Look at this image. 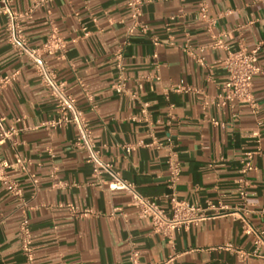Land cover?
<instances>
[{
	"label": "crops",
	"instance_id": "0c3cea01",
	"mask_svg": "<svg viewBox=\"0 0 264 264\" xmlns=\"http://www.w3.org/2000/svg\"><path fill=\"white\" fill-rule=\"evenodd\" d=\"M35 2L12 5L27 10ZM141 19L149 30L128 36L127 0H43L24 32L34 46L53 30L66 40L63 53L45 55L85 111L103 158L121 176L164 208L175 193L212 216L181 228L170 242L138 215L126 191L110 190L111 174L95 175L86 150L75 144V125H50L56 99L33 62L7 41L0 12V75L17 71L0 89L2 124L16 129L0 141V158L13 163L7 172L23 188L19 197L0 181V264H29L19 236L24 213L34 264H134L133 248L138 264L170 255L168 264H264V248L253 253L254 236L242 220L222 214L224 204L238 208L264 229V0H144ZM217 38L222 44H213ZM241 45L258 47L262 70L253 79L254 101L220 104L228 79L224 60ZM119 47L129 92L113 88ZM143 102L149 120L135 117ZM168 138L182 166L176 183L169 177ZM251 149L258 152L243 198L241 159ZM229 242L236 248H227Z\"/></svg>",
	"mask_w": 264,
	"mask_h": 264
},
{
	"label": "built area",
	"instance_id": "2783aa9c",
	"mask_svg": "<svg viewBox=\"0 0 264 264\" xmlns=\"http://www.w3.org/2000/svg\"><path fill=\"white\" fill-rule=\"evenodd\" d=\"M41 1L43 0H36L34 5L27 10H17L13 7L12 0H0V12L6 15L5 26L7 41L17 49L19 54L33 62L41 81L48 88L49 93L56 99L57 114L49 120L50 125H75L77 128L75 144L86 150L87 160L92 165L93 173L97 176H102L104 171H108L112 176L108 181V188L110 190L126 191L130 195L131 204L137 206L138 215L149 218L154 230L163 233L170 242L174 241L175 233L181 228L188 227L204 218L211 217L212 214H208L199 204L179 198L175 193L168 196L169 207L164 208L156 198H151L143 194L134 182L121 176L119 171L113 167V164L103 158L101 148L94 138L92 127L85 111L79 106L76 97L66 90L65 80L58 77L56 70L50 64L49 58L45 55V53H56L57 51L63 53L66 49V40L53 30L41 46H34L29 44L28 38L25 35V21L32 15L34 7ZM143 2L144 0H127L130 15V23L127 25L128 36L135 30L144 32L149 30V25L141 19ZM200 15L208 19L209 15L205 6L201 7ZM126 42H128V39H126ZM154 42L158 43V38L155 37ZM213 44H222V39L217 38ZM122 51L123 47H119L115 52L118 73L113 83V88L118 92H129L125 65L122 62ZM257 53L258 47L248 48L245 45L228 50V54L224 60L228 71V79L223 84L222 91L219 93L220 104H226L234 100L254 101L253 79L262 70L261 65L258 63ZM16 74L17 71L0 75V89L6 83L13 80ZM132 95L136 94L133 92ZM135 117L146 120L150 119L148 102H143L141 114ZM4 119V116H0L2 125L0 141L4 140L16 130L14 126H3ZM212 120L218 122L214 117H212ZM168 139L169 154L167 162L169 164V177L172 183H176L180 178L182 166L176 157V151L171 148V139ZM256 152H258V149L245 150L241 159V175L238 181L239 193L243 198H246L248 195L247 173L255 167L253 158ZM12 164L9 159L0 158V181L5 183L11 191L21 197L23 194L22 186L16 180L12 179L7 172ZM222 207L225 209L222 214H232L239 217L243 222V230L253 234L255 245L253 253L258 254L260 248H264V229L253 224L250 218L240 209L229 208L226 204L222 205ZM89 212V208L82 211L83 214H88ZM19 236L22 251L28 263L34 264L33 235L27 213H24L20 220ZM225 246L227 248H236L230 242ZM173 258V255H170L164 262L157 264H168ZM131 259L134 264L139 263V251L135 248L131 251Z\"/></svg>",
	"mask_w": 264,
	"mask_h": 264
}]
</instances>
